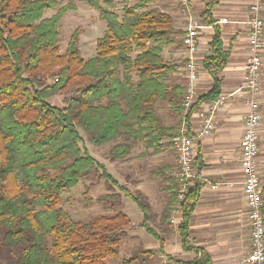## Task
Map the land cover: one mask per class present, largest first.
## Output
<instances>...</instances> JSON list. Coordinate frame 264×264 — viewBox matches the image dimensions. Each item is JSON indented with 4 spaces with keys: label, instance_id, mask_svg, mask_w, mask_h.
Returning a JSON list of instances; mask_svg holds the SVG:
<instances>
[{
    "label": "trees",
    "instance_id": "1",
    "mask_svg": "<svg viewBox=\"0 0 264 264\" xmlns=\"http://www.w3.org/2000/svg\"><path fill=\"white\" fill-rule=\"evenodd\" d=\"M80 1L97 10L106 23L90 59L81 57L80 29L71 36L65 53L59 48L61 21L78 9L76 0H0V256L10 264H108V259L118 257L131 225L118 210L120 194L98 199L113 213L85 222L75 221L61 206L63 195L94 171H101L139 207L140 227L159 242L160 252L166 246L168 230L152 226L147 196L119 186L82 146L79 130L96 147L120 140L109 150L111 161L125 160L138 143L152 154L172 146L180 122L167 125L157 106L167 103L177 118L182 117L185 87L171 85L169 78L184 62L163 55L179 32L171 15L150 7L156 0H136L133 5L132 0H121V14L114 0ZM216 5L217 0L207 3L205 24L215 25L211 11ZM53 9L56 13L45 18L46 11ZM229 58L222 31L215 26L203 68L216 76ZM49 78L54 81L48 82ZM220 89L215 77L213 89L200 102L216 99ZM68 92L72 94L64 107L49 103ZM154 175L163 179L167 194L161 224L171 226L179 211L178 235L184 250H193L189 223L201 185L180 203L174 169L162 166ZM155 255L156 251L142 248L122 264H145ZM208 262L202 257L178 264Z\"/></svg>",
    "mask_w": 264,
    "mask_h": 264
},
{
    "label": "crops",
    "instance_id": "2",
    "mask_svg": "<svg viewBox=\"0 0 264 264\" xmlns=\"http://www.w3.org/2000/svg\"><path fill=\"white\" fill-rule=\"evenodd\" d=\"M209 1L190 0L189 11H186L182 7L179 0H156L154 3L155 9L172 16L174 27L179 32L174 37V43L163 52L167 60L185 63L187 54L181 38L192 24L198 23L202 26L199 36V50L196 57L199 65V78L197 82L199 102L201 97L207 95L214 86L215 77L203 68V61L210 55V44L215 35V26L220 27L223 45L226 50H230V58L227 65L216 74V78L221 83L220 94L225 96L226 100L215 116L216 127L213 133L202 138L198 142L196 149L197 161L203 180L199 183L201 185L200 197L189 223V236L193 250L186 251L182 246L177 231V227L180 225L182 219L180 212L177 211L174 214V216L178 215L177 226L172 225L173 216L171 226L168 227L175 230L176 240H169L167 232L164 236L166 246L163 252H160L159 242L158 244L155 243L152 247L148 245L146 248H143L156 251L154 257L158 261L155 264L192 262L202 257H206L209 260L207 264H248L246 263V257L251 245L250 226L247 202L243 189L244 173L241 168V141L244 131L243 118L247 108L242 88L244 85V66L248 56L247 22L250 16L249 9L256 0H217V5L211 11L215 25H207L202 19ZM259 2L264 20V0H259ZM222 20H226V22H222ZM169 83L185 87L186 78L183 66L177 73L170 76ZM260 101L263 123L260 132L258 174L264 186V65ZM161 105L163 103L158 105V108ZM167 107L166 113L170 116L169 121L162 120L169 126L179 125V122L181 125L184 109L182 117L179 119L173 114L170 106L168 105ZM159 110L158 113L162 117V106ZM200 128V120L196 113L192 112L189 130L194 134L199 132ZM172 147L173 145L168 146L161 154L169 151ZM173 153L174 162L163 166H171L176 172L178 162L174 150ZM154 177L156 176L154 175ZM156 180L161 182L163 192L161 200L164 202H155L160 210V207L164 205L165 208L166 206L167 194L163 189V179L157 178ZM161 216L159 221H161ZM161 225L157 228H164Z\"/></svg>",
    "mask_w": 264,
    "mask_h": 264
},
{
    "label": "rangeland",
    "instance_id": "3",
    "mask_svg": "<svg viewBox=\"0 0 264 264\" xmlns=\"http://www.w3.org/2000/svg\"><path fill=\"white\" fill-rule=\"evenodd\" d=\"M114 2L116 3L117 12L121 14V9L123 7L122 1L114 0ZM135 2L136 0H132L130 5H133ZM66 3L67 2H64L63 5ZM75 3L78 9L65 14L60 24V52L62 54L65 53L71 36L77 29H80V54L82 58L90 59L96 55V43L98 39L103 36L106 30V23L100 18V14L97 10L87 6L80 0H76ZM154 3L150 5L151 8H154ZM56 11L55 9L47 10L45 18L51 17ZM53 81L54 78L48 79L50 83ZM71 94L72 92L58 94L50 98L49 103L56 107H64L66 105L65 98L71 96ZM161 106L162 119L169 121L170 116L166 113V107L168 105L163 103ZM161 106H159V108ZM159 108L157 106L158 112L160 111ZM79 132L83 138L82 146L93 158L105 166L107 172L118 182L119 186H123L132 192L141 190L147 195L148 201L152 205V226L154 228L160 226L161 221H159V219L164 205L160 207L159 210L155 202H164L161 200L163 192L161 182L156 180L157 178L154 177L153 173L160 166L174 162L173 147V150L169 149V151L164 154H152L151 151H147L141 143H138L134 146L132 153L125 160L111 161L108 159L109 150L112 145L119 143L120 140L114 142V144L96 147L90 144V138L84 131L79 130ZM115 193L120 194L122 202L121 205L118 206V210L129 217L131 225L126 229V234L119 247L118 257L108 259V264H122L123 260L131 258L135 252L142 248H146L148 245L152 247L155 243L158 244L155 238L140 227V223L143 221V215L139 207L130 198L125 197L123 193H121L119 187L103 177L101 171H94L83 178L77 187L63 195V202L61 204L72 219L85 222L98 215L113 213V211L109 210L108 206L100 204L98 199L102 196ZM114 202H117V199H115ZM177 217L178 215L176 214L173 218L172 225L174 226H177ZM161 226L168 230L169 240H176L174 229H169L164 225ZM156 261H158L156 257L151 259L147 258L145 264H155ZM0 264H10V260L2 255L0 256ZM141 264H143V262H141Z\"/></svg>",
    "mask_w": 264,
    "mask_h": 264
},
{
    "label": "built area",
    "instance_id": "4",
    "mask_svg": "<svg viewBox=\"0 0 264 264\" xmlns=\"http://www.w3.org/2000/svg\"><path fill=\"white\" fill-rule=\"evenodd\" d=\"M182 7L190 10V0H179ZM248 25V56L244 66L245 105L244 131L241 141V168L244 173L243 189L248 208L250 226V248L246 257L248 264H264V192L259 174V151L263 116L261 112V83L263 75L264 51V20L261 14L259 0L249 9ZM226 22V20H222ZM202 26L198 23L182 36V44L187 54L184 63L186 78L185 92L182 106L184 116L178 135L172 141L177 157L175 177L178 180V201H185L187 194L203 180L197 161L198 142L213 133L216 122L215 116L220 110L226 97L219 95L216 99L199 102L197 82L199 65L197 53L199 50V36ZM216 77V76H214ZM196 113L200 120L199 132L192 134L189 130L191 113Z\"/></svg>",
    "mask_w": 264,
    "mask_h": 264
}]
</instances>
